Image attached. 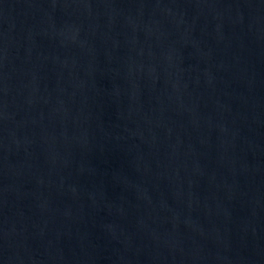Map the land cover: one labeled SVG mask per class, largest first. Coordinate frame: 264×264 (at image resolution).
<instances>
[{"label":"water","instance_id":"obj_1","mask_svg":"<svg viewBox=\"0 0 264 264\" xmlns=\"http://www.w3.org/2000/svg\"><path fill=\"white\" fill-rule=\"evenodd\" d=\"M0 264H264V0H0Z\"/></svg>","mask_w":264,"mask_h":264}]
</instances>
